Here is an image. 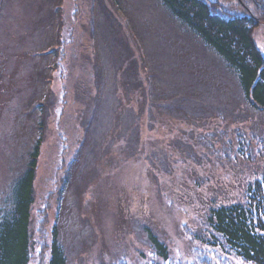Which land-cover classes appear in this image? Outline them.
I'll use <instances>...</instances> for the list:
<instances>
[{"label":"rangeland","instance_id":"1","mask_svg":"<svg viewBox=\"0 0 264 264\" xmlns=\"http://www.w3.org/2000/svg\"><path fill=\"white\" fill-rule=\"evenodd\" d=\"M39 130L29 264L54 222L66 264H248L192 234L264 174V110L159 0H0V197Z\"/></svg>","mask_w":264,"mask_h":264},{"label":"trees","instance_id":"2","mask_svg":"<svg viewBox=\"0 0 264 264\" xmlns=\"http://www.w3.org/2000/svg\"><path fill=\"white\" fill-rule=\"evenodd\" d=\"M182 25L234 71L244 101L264 110V54L253 40L255 27L264 23V0H159ZM234 2L240 12L221 14L218 3ZM43 109V108H42ZM44 112V110H43ZM39 129L44 122H38ZM39 130L22 170L0 197V264H29L33 248L30 209L33 179L42 142ZM245 146L240 145L244 152ZM61 190V188H58ZM203 228L192 236L220 248L248 264H264V174L246 183L241 199L210 205L204 213ZM40 252L48 253L47 264H66L65 246L58 238L57 223ZM152 249L167 258L165 243L148 230Z\"/></svg>","mask_w":264,"mask_h":264}]
</instances>
